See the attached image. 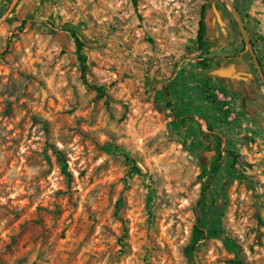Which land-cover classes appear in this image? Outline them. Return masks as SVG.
<instances>
[{
    "label": "rangeland",
    "instance_id": "rangeland-1",
    "mask_svg": "<svg viewBox=\"0 0 264 264\" xmlns=\"http://www.w3.org/2000/svg\"><path fill=\"white\" fill-rule=\"evenodd\" d=\"M254 59L264 0H0V264H264Z\"/></svg>",
    "mask_w": 264,
    "mask_h": 264
},
{
    "label": "trees",
    "instance_id": "trees-1",
    "mask_svg": "<svg viewBox=\"0 0 264 264\" xmlns=\"http://www.w3.org/2000/svg\"><path fill=\"white\" fill-rule=\"evenodd\" d=\"M133 7L135 9L137 8V0H133ZM206 8H207L206 4H203L200 8L199 18H198V22H197V31H196L197 48L202 53H205V51H206L205 48L208 45V42L206 40V34H207V22H206L207 10H206ZM69 33H70V36L74 42L75 54H76L77 60L80 64L81 79H82L84 86L87 89L93 90L94 92H96V94L99 98L106 97V94L104 92L103 87L90 85L87 82L86 77H85V71H86V67H87L86 58L83 55V46L84 45L74 32H69ZM201 55H203V54H201ZM213 63H214V58H202V60H200V62L198 64L204 68H208V67H211ZM168 107L169 108L172 107L170 102H168ZM56 155L60 156V152L57 151ZM59 159H61V157ZM221 159H222L221 154H218L215 161L212 163V165L208 169V171L206 172V170L204 169L202 172L203 176L206 178L204 181L202 190H201V197L202 198H204V196L207 192L210 180L214 177V175L219 170ZM61 163H64V162L61 160ZM62 173L64 174V176L66 178H68V179L71 178V174L69 172H67L64 164L62 167Z\"/></svg>",
    "mask_w": 264,
    "mask_h": 264
},
{
    "label": "water",
    "instance_id": "water-1",
    "mask_svg": "<svg viewBox=\"0 0 264 264\" xmlns=\"http://www.w3.org/2000/svg\"><path fill=\"white\" fill-rule=\"evenodd\" d=\"M231 9H232V11H233L234 16L236 17V13H235L234 8L231 7ZM241 30H242L243 34H245L244 29H241ZM244 36H245V35H244ZM245 42H246V39H245ZM246 44H247L249 47H251V44H250L249 42H246ZM251 52H252V51H251ZM254 62H255V64H256V67H257L258 70H259L260 67H259V64H258V62L256 61V59H254ZM259 74L261 75V78H262V81H263V84H264V76L262 75V73H261L260 70H259Z\"/></svg>",
    "mask_w": 264,
    "mask_h": 264
}]
</instances>
